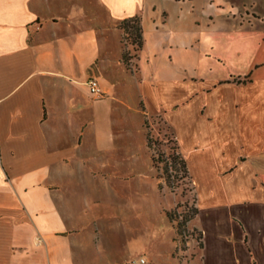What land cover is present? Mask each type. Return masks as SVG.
I'll return each instance as SVG.
<instances>
[{
	"label": "crops",
	"instance_id": "crops-1",
	"mask_svg": "<svg viewBox=\"0 0 264 264\" xmlns=\"http://www.w3.org/2000/svg\"><path fill=\"white\" fill-rule=\"evenodd\" d=\"M209 2L221 12L193 18L150 0H0V264L95 263L77 213L82 150L113 143L102 123L117 106L139 113L138 100L162 112L186 161L201 264H264V10ZM219 14L262 27L224 34ZM137 15L132 73L118 24Z\"/></svg>",
	"mask_w": 264,
	"mask_h": 264
},
{
	"label": "rangeland",
	"instance_id": "rangeland-1",
	"mask_svg": "<svg viewBox=\"0 0 264 264\" xmlns=\"http://www.w3.org/2000/svg\"><path fill=\"white\" fill-rule=\"evenodd\" d=\"M150 1L172 16L181 8L192 11L193 18H206L209 11L221 12L209 0L185 4L178 0ZM216 1L239 8L254 4V9L264 10V0ZM218 18L224 34L253 32L262 27L240 26L238 18L222 14ZM105 36L111 47L118 46L114 31ZM124 49L132 58L129 71L137 73L139 51L130 39ZM97 80L101 85L102 80ZM129 81L135 83L131 77ZM87 87L90 92L88 82ZM132 92L138 93L135 87ZM137 107L139 113L117 106L113 127L108 120L102 123L106 133L115 137L113 143L97 144L95 150L85 146L82 150L84 165L78 171L75 186L82 198L77 213L80 225L92 224V250L96 255L93 264H126L141 258L147 264H201L202 228L194 221L196 196L178 144L162 112L154 108L148 111L139 100Z\"/></svg>",
	"mask_w": 264,
	"mask_h": 264
},
{
	"label": "trees",
	"instance_id": "trees-1",
	"mask_svg": "<svg viewBox=\"0 0 264 264\" xmlns=\"http://www.w3.org/2000/svg\"><path fill=\"white\" fill-rule=\"evenodd\" d=\"M118 26L124 32V35L122 38V43H123L124 47H125V43L128 39H130L131 44L137 48L136 51H140L144 47L145 40H144V35H143L142 20H141V17L139 15L121 20L119 22ZM122 59H123V62L128 67L129 61L132 58H131L130 53L128 51H125V49H124V52L122 55ZM128 69H129V67H128ZM181 160H182V163L184 165V168L186 170L188 177L192 181L191 176H190L189 171H188V168H187L186 161L182 155H181ZM195 196H196V194H195ZM196 203H197V199H196ZM196 214H198L197 206H196ZM201 235H202V233H201ZM202 248H203V243L201 244V249Z\"/></svg>",
	"mask_w": 264,
	"mask_h": 264
},
{
	"label": "built area",
	"instance_id": "built-area-1",
	"mask_svg": "<svg viewBox=\"0 0 264 264\" xmlns=\"http://www.w3.org/2000/svg\"><path fill=\"white\" fill-rule=\"evenodd\" d=\"M88 86L90 88V92L91 94L96 98V99H101L105 96V92L102 89L99 81L97 80V78H90L88 80ZM126 264H147V261L145 258H141L138 261H134V262H130V263H126Z\"/></svg>",
	"mask_w": 264,
	"mask_h": 264
}]
</instances>
